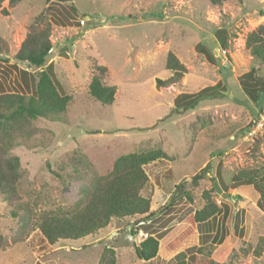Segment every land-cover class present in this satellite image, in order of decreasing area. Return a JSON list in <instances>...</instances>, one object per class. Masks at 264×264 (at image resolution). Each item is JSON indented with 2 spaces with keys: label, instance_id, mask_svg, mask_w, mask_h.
I'll return each instance as SVG.
<instances>
[{
  "label": "rangeland",
  "instance_id": "1",
  "mask_svg": "<svg viewBox=\"0 0 264 264\" xmlns=\"http://www.w3.org/2000/svg\"><path fill=\"white\" fill-rule=\"evenodd\" d=\"M47 22L53 48L44 66L18 62L14 56L27 33ZM263 22V0H22L14 6L5 0L0 93L28 99L37 72L51 69L61 92L74 100L64 112L37 119L6 110L0 138L21 159L18 191L26 205L14 216L15 208L0 198V229L8 241L0 247V264H93L107 247L117 264H264V251L254 253L264 236L261 194L233 177L264 165V127L252 134L247 127L264 114V95L257 103L241 84L252 67L264 80V67L245 46ZM170 51L188 71L180 87L159 89L156 79L171 75ZM95 63L107 66L117 87L112 105L88 91ZM205 88L209 97L194 108H175L181 93L206 96ZM156 148L168 157L144 166L149 181L142 194L154 213L149 220L113 218L80 239L50 244L44 238L41 212L78 202L120 155ZM221 177L230 185L228 197L213 189ZM210 200L218 212L197 221L196 212ZM147 233L158 238L159 251L142 260L135 246Z\"/></svg>",
  "mask_w": 264,
  "mask_h": 264
},
{
  "label": "trees",
  "instance_id": "2",
  "mask_svg": "<svg viewBox=\"0 0 264 264\" xmlns=\"http://www.w3.org/2000/svg\"><path fill=\"white\" fill-rule=\"evenodd\" d=\"M5 0H0V5ZM22 0H9V5L14 6ZM48 2H67L69 0H46ZM213 5H222L228 0H208ZM264 1V0H263ZM51 25L49 22L43 27H32L22 41L14 58L18 62H28L32 67H42L46 63L53 43L51 41ZM225 46L226 42H222ZM245 46L251 56L262 67H264V22L251 30L245 41ZM25 64V63H24ZM166 68L171 72L168 78L156 79V86L165 89L169 86L180 87L182 78L188 68L170 51L166 59ZM94 75L89 84L88 91L91 96L102 105H112L116 98L117 87L109 78V70L106 65L95 63L92 66ZM260 69L252 67L241 77V84L245 92L255 102L261 100L264 95V80L259 76ZM24 73L28 70L24 69ZM34 95L28 99L19 93H0V128L1 122L8 115L6 110L24 112L29 118L37 119L38 116L61 113L68 109L73 103L74 96L61 92L59 85L54 81L52 70L43 69L37 72ZM206 96L191 97L186 93L176 98V109L194 108L197 103ZM254 125L250 123L248 129ZM10 142L0 138V198L2 202L15 208L11 210L12 215L17 210H23L25 205L18 191L21 179V159L19 156L9 153ZM167 153L161 149H149L145 151H133L120 155L114 162L112 169L99 177L95 183L84 193L83 197L71 205H62L54 209L44 210L40 213L38 225L44 238L55 244L59 240H76L97 233L109 225L113 218H124L143 215L141 220H149L153 212H150L151 199L142 194V190L148 184L149 178L144 166L159 159L167 158ZM203 168L193 179L202 177ZM237 185L253 184L260 192L262 200L259 206L264 209V165L243 169L234 174ZM182 186V184H180ZM221 191L228 192L230 185L221 177L219 185ZM215 191V185L213 187ZM214 201H209L205 207L195 214L197 221H205L218 212ZM138 245L135 252L139 259L151 260L159 251V240L153 233H147ZM8 241L0 229V247L7 245ZM244 254L246 249L243 248ZM264 251V236L254 249L256 256ZM36 264H43L37 262ZM93 264H117L116 252L113 248H105L99 261ZM211 264H233L232 259L228 263L211 262Z\"/></svg>",
  "mask_w": 264,
  "mask_h": 264
},
{
  "label": "built area",
  "instance_id": "3",
  "mask_svg": "<svg viewBox=\"0 0 264 264\" xmlns=\"http://www.w3.org/2000/svg\"><path fill=\"white\" fill-rule=\"evenodd\" d=\"M264 127V114L260 116L259 120L255 122L252 128L249 131V134L254 133L257 129Z\"/></svg>",
  "mask_w": 264,
  "mask_h": 264
},
{
  "label": "water",
  "instance_id": "4",
  "mask_svg": "<svg viewBox=\"0 0 264 264\" xmlns=\"http://www.w3.org/2000/svg\"><path fill=\"white\" fill-rule=\"evenodd\" d=\"M25 63V65L27 66V67H30L31 65H30V63H28V62H24ZM215 188L217 189V191L218 192H221V194L224 196V197H228L229 196V193L228 192H222L221 191V189L219 188V186H218V184L215 182Z\"/></svg>",
  "mask_w": 264,
  "mask_h": 264
}]
</instances>
